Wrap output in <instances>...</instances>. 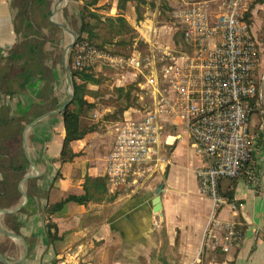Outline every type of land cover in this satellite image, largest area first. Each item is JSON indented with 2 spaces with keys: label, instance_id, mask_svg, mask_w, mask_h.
Wrapping results in <instances>:
<instances>
[{
  "label": "crops",
  "instance_id": "0c3cea01",
  "mask_svg": "<svg viewBox=\"0 0 264 264\" xmlns=\"http://www.w3.org/2000/svg\"><path fill=\"white\" fill-rule=\"evenodd\" d=\"M16 2L0 0V264H264V0H248L247 13L258 47L259 94L249 105L248 126L254 147L245 170L253 178L245 173L221 181V207L199 190L196 170L205 162L185 131L162 133L161 162L135 184H110L106 158L113 141L101 155L93 150L96 133L71 142L73 157L62 161L64 56L58 61L34 21L18 17ZM151 21L134 19L132 25L141 33ZM172 28L166 40L162 30L157 38L170 49L180 38ZM128 77L134 81L131 72ZM96 83L88 85L93 92ZM136 110L144 109L128 108L117 124ZM181 141L193 150L184 174L177 163L186 156ZM228 223L235 225V240L226 234Z\"/></svg>",
  "mask_w": 264,
  "mask_h": 264
},
{
  "label": "built area",
  "instance_id": "2783aa9c",
  "mask_svg": "<svg viewBox=\"0 0 264 264\" xmlns=\"http://www.w3.org/2000/svg\"><path fill=\"white\" fill-rule=\"evenodd\" d=\"M248 10V0L185 1L173 11L172 29L186 50L158 42L161 28L151 21L140 36L150 56L134 51L127 59H116L131 72L136 85L149 93L151 107L143 114L136 110L115 129L106 158L110 184H135L161 162L157 150L163 123L170 120L187 132L205 162L196 170L200 192L216 207L226 204L220 182L246 173L254 147L248 126L249 101L259 94L258 47L246 17ZM74 48L73 69L81 70L94 60H110L88 42ZM230 208L236 211L234 205ZM225 226L227 236L237 239L235 225ZM55 264L69 263L58 260Z\"/></svg>",
  "mask_w": 264,
  "mask_h": 264
},
{
  "label": "rangeland",
  "instance_id": "374dc122",
  "mask_svg": "<svg viewBox=\"0 0 264 264\" xmlns=\"http://www.w3.org/2000/svg\"><path fill=\"white\" fill-rule=\"evenodd\" d=\"M185 1L188 0H98L96 3H94V0H43V4L35 2L28 6L21 0H17L16 4L19 7L18 17L21 18L23 16L24 19H32L34 21V28L38 38L40 37L43 43L45 42L49 45L50 52L56 56L57 60L60 61L61 57L64 56V66L68 71L72 69L76 72H86L90 77H93L94 83L97 81L96 84L99 85L98 91L93 92L88 88L91 82L84 83L77 77L74 79L77 85L85 86V93L80 90V94L83 93V99L86 101V97L93 96L95 103H98L97 107H94L95 103L91 104L93 108L85 111L78 123L82 129L91 130L89 133H96L92 140L95 152L97 151L101 155L102 153L105 155L108 152L114 139L117 123L122 119V111L126 110V106L145 110L150 104L151 98L149 99L144 94V89L142 90L135 85L134 81H130L128 79V70L121 68L116 63V59H127L134 51L139 52L143 56H150L151 54L149 47L140 39L141 33L132 25L133 20H143L151 17L156 21L157 27L161 28L162 36L166 40L167 34L169 36L172 34L169 29L174 26L173 11L182 7ZM212 8L215 10L214 6ZM118 14L124 15L127 22L126 25H110L105 21V18L116 17ZM98 17H100V20H98ZM39 19L45 20V22L37 23L36 21ZM49 20L57 28L50 27ZM82 28H85L88 33L82 34L80 36L82 38L81 41L78 40L79 42L76 43ZM73 38H75V44L84 41L90 42L95 48L102 50L110 60L100 62L94 60L81 70L73 69V52L76 51L74 48L75 44L70 50L66 51ZM174 39L175 50L187 49L178 36H175ZM65 74L60 71V88L63 91L65 89L67 102L70 96L73 99L74 90L71 78L68 82ZM163 84L166 85L165 82ZM115 86H123L122 89L124 91H117L118 88ZM249 102L250 105L251 101ZM144 110L141 111V114H143ZM94 113H98L100 116L94 117ZM163 125L166 135L177 136L184 131L180 127L173 126L170 120L163 123ZM171 140L172 138L169 139V142H172ZM174 145L175 143L171 147L173 148ZM178 145L183 150H186V156L177 159L179 168L184 174L183 169L188 167V156L193 155V150L189 146L190 143L185 144L184 141H181ZM171 147L170 149L172 150ZM171 150L168 152L170 153ZM178 175H180L179 171ZM156 182L159 181H155V186L158 184ZM155 186H153V190H155Z\"/></svg>",
  "mask_w": 264,
  "mask_h": 264
},
{
  "label": "trees",
  "instance_id": "16d2710c",
  "mask_svg": "<svg viewBox=\"0 0 264 264\" xmlns=\"http://www.w3.org/2000/svg\"><path fill=\"white\" fill-rule=\"evenodd\" d=\"M97 1L98 0H94V3H96ZM22 2L25 5H31L34 4L35 2L39 4H43V0H22ZM98 20H100V17H98ZM105 21L110 25L117 24V26H123L126 25L127 23L125 19L121 16H116L112 18L108 17L105 18ZM85 33H88V31L85 28H82L76 40V43L81 41L82 38L80 36ZM69 73L73 84L74 95L71 103L62 112V118H63L64 130H65V138L61 152L62 161H65L69 156L73 157L72 155H70V143L82 139L87 133L91 131L89 129H82L78 125V123L80 122L81 115H83L85 111L93 108L91 104L87 103L83 99V93L86 92L85 86L83 85L79 86L74 82V79L77 77L84 83H89V82L93 83L94 82L93 77L92 76L90 77V75H88L86 72H82V71L76 72L73 71L72 69H69ZM80 90L83 92L82 94H80ZM117 91L123 92L124 90L120 88ZM125 108L127 110L128 108H130V106H126ZM124 111L125 110H123L122 113Z\"/></svg>",
  "mask_w": 264,
  "mask_h": 264
},
{
  "label": "water",
  "instance_id": "95a60500",
  "mask_svg": "<svg viewBox=\"0 0 264 264\" xmlns=\"http://www.w3.org/2000/svg\"><path fill=\"white\" fill-rule=\"evenodd\" d=\"M75 44V38H73L72 43L66 48V51L70 50ZM65 73H66V79L69 82L70 77H69V71L68 69L65 67ZM72 97L70 96V99L68 100V102L65 104L64 108L70 104ZM161 191H162V186H159L156 190V196L154 197V199L152 200V211L153 213H159L161 210V203H160V195H161Z\"/></svg>",
  "mask_w": 264,
  "mask_h": 264
}]
</instances>
